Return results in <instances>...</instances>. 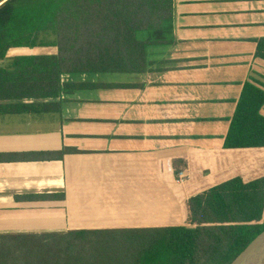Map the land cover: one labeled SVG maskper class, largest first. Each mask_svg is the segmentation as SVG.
I'll return each mask as SVG.
<instances>
[{
    "label": "crops",
    "instance_id": "0c3cea01",
    "mask_svg": "<svg viewBox=\"0 0 264 264\" xmlns=\"http://www.w3.org/2000/svg\"><path fill=\"white\" fill-rule=\"evenodd\" d=\"M173 12L176 43L150 73L0 98V234L187 226L191 198L264 177V148H224L245 83L264 82V0H174ZM45 49L36 57L60 55ZM18 58L30 56H6Z\"/></svg>",
    "mask_w": 264,
    "mask_h": 264
},
{
    "label": "trees",
    "instance_id": "16d2710c",
    "mask_svg": "<svg viewBox=\"0 0 264 264\" xmlns=\"http://www.w3.org/2000/svg\"><path fill=\"white\" fill-rule=\"evenodd\" d=\"M173 8L174 0H0V61L8 64L0 81L13 84L0 98H60L94 87L82 75L154 71L176 43ZM23 47H57L60 55L6 59ZM256 57L264 61V38ZM66 73L78 81L64 84ZM263 107L264 82L251 79L226 150L264 148ZM187 206L182 227L0 234V264H232L264 232V177L232 179Z\"/></svg>",
    "mask_w": 264,
    "mask_h": 264
},
{
    "label": "water",
    "instance_id": "95a60500",
    "mask_svg": "<svg viewBox=\"0 0 264 264\" xmlns=\"http://www.w3.org/2000/svg\"><path fill=\"white\" fill-rule=\"evenodd\" d=\"M57 48V47H56ZM57 51L59 49L57 48ZM45 48H14L8 53L19 57H36L40 53H46ZM232 264H264V232L260 234L234 261Z\"/></svg>",
    "mask_w": 264,
    "mask_h": 264
},
{
    "label": "built area",
    "instance_id": "2783aa9c",
    "mask_svg": "<svg viewBox=\"0 0 264 264\" xmlns=\"http://www.w3.org/2000/svg\"><path fill=\"white\" fill-rule=\"evenodd\" d=\"M185 179H186V175L184 173H180L178 182L183 183L185 181Z\"/></svg>",
    "mask_w": 264,
    "mask_h": 264
},
{
    "label": "rangeland",
    "instance_id": "374dc122",
    "mask_svg": "<svg viewBox=\"0 0 264 264\" xmlns=\"http://www.w3.org/2000/svg\"><path fill=\"white\" fill-rule=\"evenodd\" d=\"M119 80L121 79H125V78H127V77H129V76H127V75H118V76H116Z\"/></svg>",
    "mask_w": 264,
    "mask_h": 264
}]
</instances>
